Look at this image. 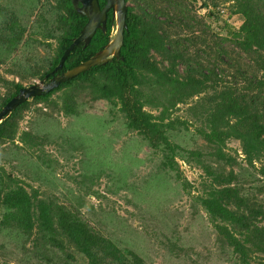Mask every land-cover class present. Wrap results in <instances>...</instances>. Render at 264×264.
I'll list each match as a JSON object with an SVG mask.
<instances>
[{
    "label": "trees",
    "instance_id": "1",
    "mask_svg": "<svg viewBox=\"0 0 264 264\" xmlns=\"http://www.w3.org/2000/svg\"><path fill=\"white\" fill-rule=\"evenodd\" d=\"M98 1L102 8L105 0ZM129 1L135 7L127 6L118 58L29 99L0 124V254L18 264H152L149 254L96 230L81 214L82 202L45 197L1 161L23 153L53 171L47 139L19 128L25 114L36 109L46 117L81 120L86 109L105 102L112 120H123L129 134L160 156V172L173 174L204 214L221 264H264V0ZM195 4L206 10L199 19L197 11L191 15ZM225 7L241 19L238 28L223 19ZM86 22L71 0H0V67L8 66L0 74V111L25 83L49 81L112 40L109 12L105 32L98 30L87 47L77 45L55 71ZM179 106H187L185 119L174 115ZM191 128L202 146L186 149L172 141ZM230 141L239 143L241 158L229 154ZM238 159L251 170L252 181L236 171ZM179 161L201 172L196 195ZM84 171L89 174L75 181L79 201L98 196L93 187L104 173ZM180 241L157 239L163 264L183 257L196 262L193 248Z\"/></svg>",
    "mask_w": 264,
    "mask_h": 264
},
{
    "label": "rangeland",
    "instance_id": "2",
    "mask_svg": "<svg viewBox=\"0 0 264 264\" xmlns=\"http://www.w3.org/2000/svg\"><path fill=\"white\" fill-rule=\"evenodd\" d=\"M127 6L135 7L132 1ZM198 6L195 4L196 10H191V15L197 11V19L206 13ZM222 17L234 28L241 24V19L230 16L226 7ZM115 33L114 22L112 39ZM19 60H25L23 54H19ZM7 68L0 67V74L4 75ZM5 77L12 79L9 74ZM38 83L32 80L24 87ZM178 109L174 115L185 119L187 106ZM83 115L81 120H73L61 115L46 117L36 109L26 113L19 128L47 139L45 154L55 160L53 171L39 167L23 153L16 159L9 155L1 160L6 171L38 188L45 197H57L64 204L82 202L81 214L96 230L122 245H131L144 256L149 254L152 264H163V248H157V239L162 235L178 237L183 247L193 248L190 257L196 262L183 257L177 264H221L223 258L211 247L213 240L209 238L210 227L204 214L197 212L191 197L183 192L173 174L160 172V156L153 155L135 134H129L123 120H112L105 102H97ZM192 129L172 135V141L186 149L202 146V140ZM227 147L230 155L241 158L238 142L230 141ZM5 151L15 150L7 147ZM238 162L241 167L236 171L242 172L248 182L252 181L251 170L240 159ZM179 165L182 175L193 187L192 194L196 195L203 181L201 172L180 161ZM85 168L104 173L93 187L98 196L90 195L79 201L75 197L82 196L76 190L75 181L79 180V174H89ZM260 197L264 199V194ZM2 255L0 264H18L15 257Z\"/></svg>",
    "mask_w": 264,
    "mask_h": 264
},
{
    "label": "water",
    "instance_id": "3",
    "mask_svg": "<svg viewBox=\"0 0 264 264\" xmlns=\"http://www.w3.org/2000/svg\"><path fill=\"white\" fill-rule=\"evenodd\" d=\"M75 12L86 18L87 22L72 44L63 53L55 71L62 69L67 57L73 49L83 43L87 47L98 30L105 32L107 15L112 14V21L116 23V33L113 39L98 53L88 61L81 63L77 67L66 71L59 76H53L49 81H40L38 84L21 89L18 95L9 101L0 111V124L3 119L14 111L18 106L27 102L29 99L40 97L44 93L58 88L61 84L76 78L90 69L105 65L113 58H118L123 46V34L126 29L127 3L125 0H105V5L100 8L98 0H71Z\"/></svg>",
    "mask_w": 264,
    "mask_h": 264
}]
</instances>
